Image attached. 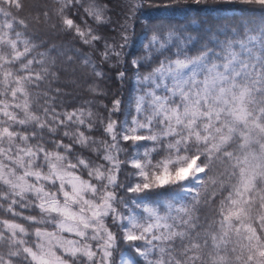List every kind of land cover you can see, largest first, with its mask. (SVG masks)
<instances>
[{"label":"clouds","instance_id":"clouds-1","mask_svg":"<svg viewBox=\"0 0 264 264\" xmlns=\"http://www.w3.org/2000/svg\"><path fill=\"white\" fill-rule=\"evenodd\" d=\"M117 2L122 10L133 5V0H0V264H264L247 232L225 235L221 223V208L237 180L224 151L241 155L239 136L210 155V140L187 139L190 130L183 124L156 114L151 91L166 98L169 109L183 112L185 101L172 95L171 79L167 87L146 79L157 64L140 69L157 24L145 20L142 51L131 57L121 47L125 34L131 47L130 20L116 21V34L105 35ZM251 5L237 14L235 36L257 37L248 45L253 52L243 51L241 60L260 73L264 62L255 54L264 55V7ZM221 53L220 47L209 51L207 63L219 65L228 79L216 85L209 102L233 79L249 83L243 74L234 76L239 63L225 71ZM126 64L136 69L131 76ZM104 65L115 70L121 88L110 87L112 73ZM210 75L204 69L199 83L186 86L193 99ZM129 79L133 88L122 101L118 93ZM205 119L191 131L206 135ZM170 126L175 134H169ZM247 151L264 149L253 143ZM250 196L244 222L256 229L264 249V179Z\"/></svg>","mask_w":264,"mask_h":264},{"label":"snow or ice","instance_id":"snow-or-ice-1","mask_svg":"<svg viewBox=\"0 0 264 264\" xmlns=\"http://www.w3.org/2000/svg\"><path fill=\"white\" fill-rule=\"evenodd\" d=\"M154 2V0H153ZM199 4L202 0H194ZM244 3H255L264 7V0H243ZM143 3V0H133V5L129 9L131 14L135 16V12L138 7ZM166 11L168 9H165ZM172 11H176L175 8ZM69 26L74 24L72 19L66 20ZM128 27H132L130 21ZM154 31L152 32L148 41V51L141 57L144 61L150 60L153 57V52L162 53L164 49L175 39L176 47L178 49L176 58L172 59L166 57L163 61L157 62L150 74L149 79L152 83L159 86L160 81L165 82L167 87V81L172 80V87L169 89L173 96L179 95L184 101V110L181 112L178 108L169 109L166 98L159 97L155 91L149 92L152 97V104L155 105L156 114H163L166 121H175L177 125L183 124L185 128L189 129L190 139L192 135H195L196 139L201 142L207 143L211 141L209 148V154L212 152H221L227 145H230L234 137L239 136L241 143L239 148L241 155H236L234 152L224 151V156L232 161L233 175L237 177L236 183L232 185V194L229 195L227 202L222 206V221L225 225V235L228 231L235 230L239 233L241 230L248 233L247 240L254 249L258 250V254L264 257V249L260 248L262 243L260 237L256 234V229L244 221L250 218V212L248 204L251 202L250 193L256 188L258 180L264 179V152L257 154L254 151H247L249 146L253 143H259L261 148L264 149V94L254 96L253 93H264V68L260 73H255V65L248 64L241 60V54L243 51L253 52L251 47H248L250 43L257 40L254 35H248L246 40L240 39H226L220 41L219 38L212 34L208 36L207 43H201L200 47L196 50L195 55L187 54V45L197 38L188 34L185 39H181L177 35L175 28L171 24H157L154 25ZM78 35H84L79 32ZM124 43L121 47L127 45L128 35L123 37ZM222 49V55L224 56L226 63L224 64L225 71L232 68L236 63L240 64V68L233 69L234 76L243 74L248 80L247 84H238L235 79L230 87L225 88L221 86L218 90V94L209 97L212 90L216 88L218 83L222 84L224 80L228 79L224 73L217 71L219 65L213 63L208 65L207 57L209 51H215L212 46V42ZM239 44L240 50L237 51L234 47ZM264 49V44L261 45ZM182 57V58H181ZM255 59L258 62H264V55L255 54ZM142 66V64L140 65ZM191 68L190 75L186 74ZM252 69L253 71H246L245 69ZM207 69L210 74L208 78L203 81L204 87L196 92V98H192V94L187 90L186 86L196 80L200 71ZM141 97V101H143ZM117 103H119L117 101ZM207 105V110H204L203 105ZM252 105H256V111L259 115L253 113ZM201 118H206L203 124V129L207 133L201 135L199 130L195 132L191 131L196 128L198 121ZM175 129L170 126L169 134H175ZM133 137H126V139H132ZM138 140L147 139V137L137 136L134 137ZM155 139V137H153ZM180 143V141H177ZM199 157H195L192 160L191 168ZM198 172L203 173L206 169L197 168ZM181 171L187 172V169ZM183 176L177 175L176 179H183ZM160 183H165V179L157 177ZM149 185H145V188ZM264 219V218H262ZM239 221V225H234L233 221ZM183 235V233H180ZM129 240H136L138 237L129 236ZM196 247V245H193ZM44 264H48L45 260Z\"/></svg>","mask_w":264,"mask_h":264},{"label":"trees","instance_id":"trees-1","mask_svg":"<svg viewBox=\"0 0 264 264\" xmlns=\"http://www.w3.org/2000/svg\"><path fill=\"white\" fill-rule=\"evenodd\" d=\"M175 8L176 11H172ZM165 9H168L167 11ZM253 6L249 3H238L236 0H221L218 3H195L194 0H143L140 7L137 8L135 16L131 14L129 9H121L119 3L114 4L113 24L106 27L104 32L107 36L116 34V29L119 25L116 21L128 19L132 22L130 29L132 42L131 47L126 45L124 48L129 51V57L140 54L142 49L138 48L140 38L145 34V20L149 24H171L176 29L177 35L181 39H185L188 34L196 37L197 39L187 45V54L193 55L200 47L201 43L208 42V36L215 34L220 41L226 39H240L246 40V37L241 33L240 36H235L239 31L234 21L239 19L238 13H247L252 10ZM215 13V15H214ZM84 19H87L85 17ZM77 22L83 23L77 16ZM91 23V21H89ZM227 34V35H225ZM212 46L219 51V46L215 41ZM237 51L240 50L239 44L234 46ZM177 47L175 39L166 49L163 50V55L159 52H153V57L147 60L140 66L142 71H150L158 61H163L165 55L175 59L177 54ZM146 54V53H145ZM182 58V57H181ZM128 58H126L127 61ZM106 71L111 72V85L110 87L121 88L120 82L116 79L115 70L109 69L104 65ZM127 75L131 76L136 69L130 64H126ZM133 88V81L129 79L121 89L122 101H127L129 93ZM125 105L122 103L121 107ZM120 118H123L122 114Z\"/></svg>","mask_w":264,"mask_h":264}]
</instances>
